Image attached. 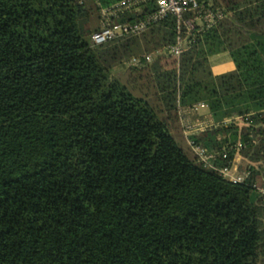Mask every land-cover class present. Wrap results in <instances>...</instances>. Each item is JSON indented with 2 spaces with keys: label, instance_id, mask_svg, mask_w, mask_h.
<instances>
[{
  "label": "trees",
  "instance_id": "obj_1",
  "mask_svg": "<svg viewBox=\"0 0 264 264\" xmlns=\"http://www.w3.org/2000/svg\"><path fill=\"white\" fill-rule=\"evenodd\" d=\"M122 1L0 0V264H264V0L207 3L180 61L171 15L93 44ZM199 102L214 167L179 112Z\"/></svg>",
  "mask_w": 264,
  "mask_h": 264
},
{
  "label": "built area",
  "instance_id": "obj_2",
  "mask_svg": "<svg viewBox=\"0 0 264 264\" xmlns=\"http://www.w3.org/2000/svg\"><path fill=\"white\" fill-rule=\"evenodd\" d=\"M148 1L151 0H124L117 5L104 8L102 10V28L93 33V44L101 45L110 40L117 39L128 34H142L151 28L154 23L161 21L167 16L171 15L177 19L179 32L178 42L171 47V53L176 55L178 60H180L183 52L187 49V42L181 35L183 29L186 28L188 31H193L199 26H203V28L206 26V28H208L215 23L216 17L222 18L223 16L221 13L213 14L212 11L207 8V3L211 4V2L215 0H157L158 9L147 18L140 19L135 22H116L115 18H117L121 12L131 8L139 7ZM191 11H197L199 15L195 16L194 18H187L186 14ZM202 14L205 16V23L201 25L199 23H201L200 16ZM153 60V53L143 54L132 57L129 61V65L138 66L144 62H152ZM207 106L208 105L205 102H199L190 106L180 103L179 112L185 135L190 146L197 153L200 160L214 167V165L211 164V160L215 157V155L207 152V150L198 145L196 140L193 138V135L200 133L208 127H213L216 125L212 118H206L202 114L203 108ZM241 146V143L236 144V147ZM220 171L226 177H229L235 182H239L244 179V177L236 174L234 168L229 166L222 168Z\"/></svg>",
  "mask_w": 264,
  "mask_h": 264
},
{
  "label": "rangeland",
  "instance_id": "obj_3",
  "mask_svg": "<svg viewBox=\"0 0 264 264\" xmlns=\"http://www.w3.org/2000/svg\"><path fill=\"white\" fill-rule=\"evenodd\" d=\"M181 60V59H180ZM179 60V61H180ZM207 113V112H210V109H209V107L207 106V107H205V108H203V110H202V114L203 113ZM211 115V114H210ZM204 116H206V115H204ZM210 117V116H209ZM211 118V117H210ZM246 167V163H245V161L240 157L237 161H236V164L234 165V170H235V172H236V174L237 175H239V176H241V177H244L243 176V169Z\"/></svg>",
  "mask_w": 264,
  "mask_h": 264
},
{
  "label": "crops",
  "instance_id": "obj_4",
  "mask_svg": "<svg viewBox=\"0 0 264 264\" xmlns=\"http://www.w3.org/2000/svg\"><path fill=\"white\" fill-rule=\"evenodd\" d=\"M206 114H209V112H207V113H206V112H205V113H203V115H206Z\"/></svg>",
  "mask_w": 264,
  "mask_h": 264
}]
</instances>
